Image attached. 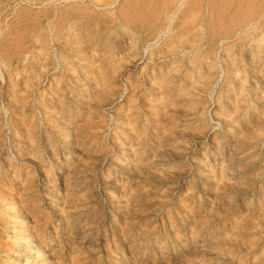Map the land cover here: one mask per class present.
Segmentation results:
<instances>
[{
  "label": "rangeland",
  "instance_id": "374dc122",
  "mask_svg": "<svg viewBox=\"0 0 264 264\" xmlns=\"http://www.w3.org/2000/svg\"><path fill=\"white\" fill-rule=\"evenodd\" d=\"M0 264H264V0H0Z\"/></svg>",
  "mask_w": 264,
  "mask_h": 264
}]
</instances>
